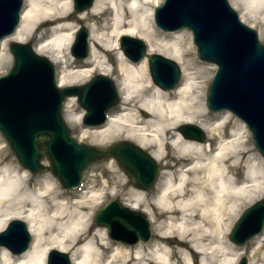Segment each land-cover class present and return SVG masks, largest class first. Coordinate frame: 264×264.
Listing matches in <instances>:
<instances>
[{"label": "bare ground", "instance_id": "bare-ground-1", "mask_svg": "<svg viewBox=\"0 0 264 264\" xmlns=\"http://www.w3.org/2000/svg\"><path fill=\"white\" fill-rule=\"evenodd\" d=\"M162 1L93 0L89 8L76 11L73 0H24L19 24L0 42V70L8 56L7 42L26 43L35 35L34 52L58 65L59 87L82 83L95 71L110 76L116 71L112 78L119 105L107 112L103 125L81 130L79 136L94 146L122 138L149 149L153 159L162 162L154 200L161 211L150 215L154 225L149 241L116 243L112 248L105 228L91 223V214L102 198L120 194L116 187L107 190L104 185L95 188L94 181L84 182L72 189L79 194L69 197L47 174L33 181L27 168L8 158L0 140V231L17 218L27 224L32 238L20 254L1 247L0 264H46L51 249L68 253L72 264H194L193 256L196 264H235L244 254L241 247L230 245L227 234L240 206L264 196V158L252 157L247 128L242 122L231 124L229 110L210 115L205 97L214 67L193 56L189 32L186 38L183 31L156 29L153 15ZM229 2L242 22L258 25L264 36V0ZM73 15L76 22H86L89 37L88 55L76 65L70 52L78 28ZM122 36L142 39L147 55L161 54L177 62L179 83L168 90L156 85L146 56L139 62L125 56ZM114 53L115 68L105 58ZM66 105L73 107L72 102ZM80 118L67 112L66 121L75 128ZM183 124L197 125L206 139L185 137L179 130ZM245 162L249 169L241 171ZM109 168L116 172L113 164ZM142 190L127 194L131 209L145 202ZM252 252L248 264H264V230Z\"/></svg>", "mask_w": 264, "mask_h": 264}, {"label": "water", "instance_id": "water-1", "mask_svg": "<svg viewBox=\"0 0 264 264\" xmlns=\"http://www.w3.org/2000/svg\"><path fill=\"white\" fill-rule=\"evenodd\" d=\"M82 11L93 0H73ZM24 0H0V41L19 23ZM156 25L165 31L186 28L191 31L199 59L213 63L215 73L206 92V106L213 112L229 110L251 132L252 142L264 157V44L255 29L241 21L229 0H163L154 11ZM88 30L80 27L70 52L77 59L88 55ZM123 53L139 62L146 53L145 43L130 36L121 37ZM12 65L0 75V134L18 162L31 173L45 170L64 188L79 186L84 172L107 158H114L133 185L143 190L155 183L160 167L153 157L129 141H116L107 148L82 143L71 135L62 111L67 97L74 96L84 109L85 126L105 123L108 110L119 102L113 80L97 74L81 85L59 87L54 64L34 52L31 44L11 42ZM153 82L162 89L175 87L181 77L177 62L161 54L147 56ZM187 138L203 141L205 132L194 124H183ZM46 157L48 167L41 163ZM94 224L103 226L110 239L124 244L148 241L150 222L145 213L112 199L99 207ZM264 228V198L246 207L233 224L229 239L243 245ZM27 224L11 219L0 231V247L14 254L31 243ZM47 264H71L69 255L57 249L47 253ZM237 264H247L242 257Z\"/></svg>", "mask_w": 264, "mask_h": 264}, {"label": "rangeland", "instance_id": "rangeland-1", "mask_svg": "<svg viewBox=\"0 0 264 264\" xmlns=\"http://www.w3.org/2000/svg\"><path fill=\"white\" fill-rule=\"evenodd\" d=\"M162 3V2H161ZM160 3V4H161ZM236 10V9H235ZM238 12V11H237ZM75 15V14H74ZM72 16V22H75L78 26L77 30L80 28V27H85L87 28V25H86V22L85 21H79V22H76L75 20V16ZM155 23V22H154ZM246 25H249L251 26L253 29L256 30L257 34H258V38H259V41L264 44V36H260L259 35V31H258V25L252 23L250 20H246L244 22ZM254 24V25H253ZM156 26V29L157 30H160L161 32H167V31H164L162 29H160L159 27H157V25L155 24ZM88 29V28H87ZM76 30V31H77ZM178 31V30H177ZM179 31H183V35L188 38V32L190 33V36H191V44H193L192 42V35H191V32L190 30L188 29H181ZM76 33V32H75ZM9 35L5 36V37H8ZM4 37V38H5ZM142 40V39H141ZM13 42L11 40H9L7 42V46H6V51H7V58H5L1 63H2V68L0 70V75H2L3 73H5L12 65V56H11V53L9 51V44ZM144 42V41H143ZM26 43H29L31 44L32 48L34 47V44L36 43V38H35V35L33 36V38H31V40L29 42H26ZM88 45H89V37H88ZM194 45V44H193ZM194 52H193V56L199 61L201 62L202 65H205L207 66L208 68H213L210 72V80L208 81L207 83V89H208V86H209V83L211 81V78L213 77V74L215 73V70H216V66L213 64V63H210V62H206V61H203V60H200L198 55H197V47L194 45ZM34 49V48H33ZM46 57V55H44ZM145 56L147 57V51L145 53ZM144 56V57H145ZM73 57V56H72ZM48 58V57H47ZM74 58V57H73ZM106 58V61L110 64V66H112L113 68L116 67V63L118 61V58H117V55L114 53L112 54L111 56H107L105 57ZM127 58V57H126ZM49 59V58H48ZM75 61L71 60L69 57H68V61H73V65H76V64H79V61H81V59H76L74 58ZM128 59V58H127ZM50 60V59H49ZM51 61V60H50ZM52 62V61H51ZM53 63V62H52ZM69 63V62H68ZM54 64V63H53ZM55 65V68H56V72H57V69H58V65L54 64ZM60 66V65H59ZM70 66V65H69ZM147 68H148V65H147ZM181 69V68H180ZM97 74H102V73H99L98 71H95L86 81L82 82V83H79L77 85H81V84H84L85 82H87L92 76L94 75H97ZM116 74V71L113 72V74L110 76V75H106L107 77L111 78L113 80V76ZM105 75V74H103ZM181 78V77H180ZM56 80H57V76H56ZM114 82V80H113ZM115 83V82H114ZM116 86V85H115ZM207 89H206V92H207ZM119 95V93H118ZM69 98H73L72 100L73 101H68ZM67 102H72L73 103V107H67L68 105H66ZM120 103V96H119V102L112 106L111 108L113 107H116L118 106ZM205 106H206V97H205ZM207 107V106H206ZM110 108V109H111ZM109 109V110H110ZM118 109V108H117ZM209 110V109H208ZM67 112H72L74 115H78L80 114L81 115V118H82V115L84 114V109L81 107V105H79V103L77 102V99L76 97H68L65 99L64 101V106H63V111H62V115H63V118L64 120L66 121V115H67ZM218 112H225L227 114L228 111L226 110H222V111H218ZM209 113L210 115H213L214 113L216 112H213L211 110H209ZM231 116L230 118V123L231 124H236V123H241L242 121L239 120L235 115H233L231 112H228ZM81 118H80V123L77 125V128H75V126H73L72 124L67 123L70 131H71V135L77 139V140H80V142L82 143H85V144H89V145H94V144H91L90 141L88 139H83V138H80V131L81 130H92L90 129V127L86 128L87 126H85L82 121H81ZM243 123V122H242ZM245 125V124H244ZM246 126V125H245ZM247 128V127H246ZM204 131V130H203ZM247 134H248V140H249V147L252 148L251 150V153L253 154L252 157L254 156H258V157H262V155L257 151V149L255 148V146L253 145V142H252V138H251V133L250 131L248 130L247 128ZM205 132V131H204ZM207 133L205 132V139L207 137L206 135ZM204 139V140H205ZM0 140H1V145H4V151L5 153L8 155V158H10L11 160H13L17 165L19 166H22L17 158L15 157L14 153L12 152V150L10 149L9 145L7 144V142L4 140V138L2 137V135L0 134ZM115 141H128V140H124L122 138H116V139H113L103 145H95L99 148H107L109 145H111V143L115 142ZM131 142V141H130ZM145 150L146 152L149 153V149H143ZM169 153L171 155H174V151L173 149H169ZM150 154V153H149ZM264 158V157H263ZM253 161V159H252ZM171 163H175V160L174 158H172V160H170ZM41 163L44 164L45 166L48 167L49 163L46 159V157H43L42 160H41ZM159 164V167H160V171L162 170V162H157ZM110 164H113L114 165V168L116 170V172H112L111 169L109 168V165ZM249 165L250 163L249 162H245L243 163L242 166H240V170L241 171H244V170H248L249 169ZM165 172H170V170H166L164 169ZM31 173V172H30ZM32 175V180L33 181H36V183L42 178V176L44 174H47L49 175L51 178H53L55 180V182L57 183V186H58V190L60 191H63L65 192L69 197L73 196V195H78L79 193H74L75 191H73L71 189H67V188H64L61 183L59 182V180L51 173L50 170H45L41 173H38V174H33L31 173ZM159 175H160V172H159ZM159 175L155 181V183L153 184V186L148 189V190H145V194H146V199H145V202L143 204H141L139 206V208L135 209V210H138V211H142L143 213H145L149 219V222H150V230H151V236H150V239L153 235V221L150 219V215L153 213L154 215L156 216H159V213L161 211L160 208H158V206L154 203V200L156 198V195H157V187H158V184H159ZM94 181L95 182V188H99L101 187L102 185L105 186V188H107V190H110L112 187H116V190L119 191L120 194L116 195V196H111V195H107L105 196L104 198H102L101 202L97 204L96 208L92 211V218H91V223L93 224L94 227H98V228H101L103 226H98L96 224H94L93 222V217H94V214L95 212L99 209V207L105 205L108 201L112 200V199H118L124 206H127L130 208L129 204L130 202L126 199L127 198V194L129 193L130 189H138L136 188L132 181L129 179V177L127 176V174L118 166L117 162L115 161L114 158H107V159H104L103 161L101 162H98V163H95V164H92L85 172H84V175H83V180H82V183H86L88 184L89 182H92ZM81 183V184H82ZM143 191V190H142ZM264 196L262 197H259L258 199H256L255 201L263 198ZM75 199V198H74ZM73 199V200H74ZM253 201V202H255ZM251 204V203H250ZM249 203H245L243 205L240 206V208L238 209L237 211V214L236 216L231 220L230 222V229L228 231V234H227V240H229V243L231 246H236V247H241V251L244 252V254L240 255L238 257V259H240L241 257H246L247 258V261L249 262V260L253 257L252 254V250H253V247H254V240L255 238L262 233V231L257 234L255 237L251 238L250 240H248L245 244H243L242 246H239V245H236L234 244L233 242L230 241L229 239V232L233 226V223L235 222V220L237 219V217L241 214V212L247 207L250 205ZM13 219V218H12ZM161 218H159L160 220ZM105 228V227H103ZM106 230V228H105ZM106 235H107V231H106ZM108 237V235H107ZM149 239V240H150ZM148 240V241H149ZM87 240L83 241V244L86 243ZM107 242L110 244V243H113L114 245L112 246V248L115 247V244L116 243H121V244H124L120 241H115V240H112L108 237L107 239ZM138 242H144V241H138ZM137 242V243H138ZM147 242V241H146ZM136 244V243H135ZM125 245H134V244H125ZM68 254V253H67ZM69 255V254H68ZM70 257V256H69ZM180 257V254H178V258ZM200 258V257H199ZM71 259V258H70ZM237 259V261H238ZM192 260L194 262V264H196V256H193L192 257ZM236 261V263H237ZM235 263V264H236Z\"/></svg>", "mask_w": 264, "mask_h": 264}]
</instances>
